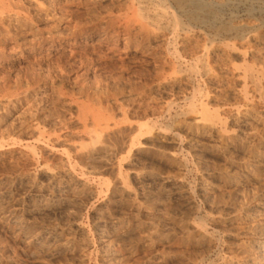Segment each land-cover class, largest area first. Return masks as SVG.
<instances>
[{
  "label": "rangeland",
  "instance_id": "374dc122",
  "mask_svg": "<svg viewBox=\"0 0 264 264\" xmlns=\"http://www.w3.org/2000/svg\"><path fill=\"white\" fill-rule=\"evenodd\" d=\"M204 1L0 0V264H264V0Z\"/></svg>",
  "mask_w": 264,
  "mask_h": 264
},
{
  "label": "bare ground",
  "instance_id": "6f19581e",
  "mask_svg": "<svg viewBox=\"0 0 264 264\" xmlns=\"http://www.w3.org/2000/svg\"><path fill=\"white\" fill-rule=\"evenodd\" d=\"M17 1V0H16ZM10 2V1H9ZM40 2V1H39ZM161 2V1H160ZM173 2L177 5V7H178V9H179V11L180 12H182L183 13V15L185 16V17H187L190 21H194V22H196V23H198V24H200V25H208L209 24V22L210 21H212V20H217V18H218V15H217V12H216V8L213 6V5H211L210 3H208V2H206V1H204V0H173ZM3 3V2H2ZM5 4V3H4ZM136 4V3H135ZM41 5V4H40ZM140 6V5H139ZM2 7V6H1ZM157 8V7H156ZM1 9V8H0ZM40 9V8H39ZM134 9V8H133ZM166 9V8H165ZM219 10V9H218ZM130 12V11H129ZM137 12V11H136ZM136 12H135V14H136ZM141 12H143V13H145V11H142L141 10ZM20 14V13H19ZM40 14V13H39ZM157 14V13H156ZM38 15V14H37ZM159 15H161V14H159ZM162 15H164V14H162ZM143 16H144V14H143ZM142 15H141V17H143ZM116 17V16H115ZM120 17H122V16H120ZM119 17V18H120ZM124 17V16H123ZM114 18V17H113ZM161 19V17H155L154 19H155V21H156V19L157 20H160ZM143 19H144V17H143ZM149 19V18H148ZM184 19V18H183ZM130 20V19H129ZM136 21H137V19H135ZM142 20V19H141ZM147 19H145V21H146ZM163 20V19H162ZM161 20V21H162ZM170 20V19H169ZM188 20V21H189ZM117 21V20H116ZM124 21V20H123ZM134 21V20H133ZM239 22V21H238ZM247 23V22H246ZM250 23V22H249ZM134 25H135V23H134ZM152 27V26H151ZM155 27V26H154ZM221 27H223V26H221ZM242 27H243V29H247L248 27H246V28H244V26H241V28H234V27H231V26H229V27H224V28H219L218 30H220V31H222V32H234V33H236V34H238V33H240L243 29H242ZM153 28V27H152ZM177 28V27H176ZM121 30V29H120ZM129 29L127 28V31H128ZM132 30V29H131ZM108 31V30H107ZM147 31V30H146ZM161 31V30H160ZM177 31V30H176ZM194 31V30H193ZM219 31V32H220ZM141 31H139V33H140ZM148 32V31H147ZM150 32V31H149ZM162 32V31H161ZM243 33V32H242ZM249 33V32H248ZM128 35V37H130V31H128V33H127ZM149 34V33H148ZM223 34V33H222ZM250 34V33H249ZM120 35V34H119ZM263 35V34H262ZM127 37V38H128ZM167 38V37H166ZM193 38V37H192ZM126 40V39H125ZM178 40V39H177ZM243 43H244V41H243ZM99 44V43H98ZM185 44V43H184ZM248 45V44H247ZM249 46V45H248ZM233 47V46H232ZM257 47V46H256ZM248 48V47H247ZM231 49V48H230ZM243 49V48H242ZM112 50V49H111ZM185 50H187V49H185ZM261 51V50H260ZM255 52V51H254ZM188 53V52H187ZM199 53V52H198ZM164 54V53H163ZM222 54V53H221ZM192 56V55H191ZM204 58V57H203ZM212 58V57H211ZM156 61V60H155ZM167 63V62H166ZM203 64H204V62H203ZM263 65V64H262ZM168 66V65H167ZM195 66V65H194ZM204 66H205V64H204ZM211 66V65H210ZM169 67V66H168ZM241 67V66H240ZM211 68V67H210ZM241 68H243V67H241ZM247 68V67H246ZM261 68V67H260ZM248 70H251L250 68L248 69ZM253 70V69H252ZM250 71V72H248L247 70V73H250V75H251V72H253V71ZM243 72H244V70H243ZM256 72V71H255ZM178 73V72H177ZM181 73V72H180ZM173 75V74H172ZM249 75V76H250ZM239 76V75H238ZM249 76H248V78H249ZM170 77V76H169ZM247 76H245V78H246ZM253 77V75H251V77L250 78H252ZM258 79V78H257ZM261 79V78H260ZM248 80V79H247ZM257 82H259V81H257ZM262 82V81H261ZM246 85V84H245ZM245 85H244V87H245ZM254 85V84H253ZM257 85H261L260 83L258 84L257 83ZM259 87V86H258ZM244 89V88H243ZM257 91H259L260 92V90H257ZM256 93V92H255ZM245 96L247 97V95H248V93H247V90H245ZM253 94V93H252ZM207 96V95H206ZM251 97V96H250ZM194 107V106H193ZM206 113V112H205ZM208 115V114H207ZM210 116H208V118H209ZM207 118V119H208ZM217 119H218V117H217ZM198 123V122H197ZM148 137H146V138H144V139H148V138H151V131L150 132H148ZM154 135V134H153ZM143 139V140H144ZM141 142V141H140ZM122 163V162H121ZM124 188V187H123ZM126 189V188H125ZM127 192V191H126ZM19 229V228H18ZM23 232V231H22ZM251 248V247H250ZM263 260V259H262Z\"/></svg>",
  "mask_w": 264,
  "mask_h": 264
}]
</instances>
